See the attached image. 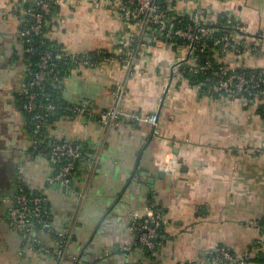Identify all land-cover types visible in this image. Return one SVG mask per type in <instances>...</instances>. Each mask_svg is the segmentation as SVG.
Instances as JSON below:
<instances>
[{"label": "crops", "instance_id": "0c3cea01", "mask_svg": "<svg viewBox=\"0 0 264 264\" xmlns=\"http://www.w3.org/2000/svg\"><path fill=\"white\" fill-rule=\"evenodd\" d=\"M23 2L0 0V264H183L206 258L217 244L248 252L264 217V150H251L264 145L261 110L253 115L238 99L177 84L168 70L174 53L160 45L136 77L116 61L76 67L61 80L67 106L47 126L46 140L80 148L79 173L67 186L50 183L55 166L33 146L21 103L30 74ZM225 6L240 13L248 30L264 22V0ZM54 17L49 38L76 54L110 47L111 31L122 25L89 0H59ZM118 80L126 87L118 126L71 111L80 104L107 108ZM147 116L157 121L158 133ZM171 154L175 171L160 175ZM19 185L46 197L52 231L68 237L63 259L53 253L59 235L21 232L9 222ZM151 197L163 226L160 246L149 253L130 225ZM247 264L264 262L253 257Z\"/></svg>", "mask_w": 264, "mask_h": 264}, {"label": "built area", "instance_id": "2783aa9c", "mask_svg": "<svg viewBox=\"0 0 264 264\" xmlns=\"http://www.w3.org/2000/svg\"><path fill=\"white\" fill-rule=\"evenodd\" d=\"M34 1L38 10L28 12L29 23L22 31L28 46V36L42 31L44 17L49 13L55 16L57 11H53V7L59 3V0ZM89 1L107 8L122 25L111 31L113 41L110 47L95 51L98 59H94L89 52L76 54L64 50L77 67H92L100 62L116 61L128 70L130 77H136L148 68L153 48L160 45L174 53L168 70L170 79L177 84L188 85L205 96L238 99L253 111L264 108V22L256 30L246 29L240 13L225 6V2L232 0ZM55 55L60 57L61 54ZM52 57L50 49L39 52L33 77L21 93L24 95L22 106L29 114L27 120L33 146L47 154L55 166L48 181L67 186L77 161L82 158L80 148L67 140L53 141L50 146H45L42 144L44 140L40 138L42 125L47 121L49 113L56 110L52 102L37 105V99L46 95L42 88L46 74L52 70ZM191 75L198 79L191 80ZM30 87L40 89L30 90ZM125 88L121 81H115L112 101L105 109L95 111L84 104L74 105L70 109L93 117L105 126L116 127L124 117L122 101ZM37 107L42 110L36 111ZM260 113L264 117V113ZM146 119L153 124L154 133H158L155 118L147 116ZM251 150L261 152L264 145H255ZM64 159L67 160L62 162ZM177 165L176 156L171 154L161 164L160 170L172 173ZM155 204L154 199L149 198L144 215L133 219L130 225L138 245L150 252L157 250L161 244L159 227L163 224V215ZM7 218L21 232L26 233L29 228L35 227L52 230L46 197L41 193L28 192L22 185L17 188ZM260 222V235L248 252L237 255L226 246L217 244L206 258L183 264L249 263L257 254H264V222ZM55 234L62 239L53 253L63 259L68 237L64 232ZM123 248L128 250L130 247Z\"/></svg>", "mask_w": 264, "mask_h": 264}, {"label": "trees", "instance_id": "16d2710c", "mask_svg": "<svg viewBox=\"0 0 264 264\" xmlns=\"http://www.w3.org/2000/svg\"><path fill=\"white\" fill-rule=\"evenodd\" d=\"M23 6L26 8V10L28 12H32V11H36L38 10V5L35 3L34 0H24L23 2ZM58 10V5L53 7V11H57ZM29 18L30 15L28 13L27 17H26V23L25 26L29 23ZM44 25L42 28V31L36 35H29L28 37L30 38V49L28 51V58H29V63H30V74H29V80L33 77V72L35 71L36 67H37V62L39 59V52L42 49H50L53 52V57L50 60V65L52 70L46 74L45 76V82H44V87L42 88L44 93H46V95L44 97H39L37 99V105H39L40 103H44V102H52L56 105V110L52 113H49L48 115V119L47 121L42 125L41 128V135L40 138L44 141H42V144L45 146H48V142L46 140V128L48 125L54 123L59 116H61L64 112V107L67 106L66 103L64 102L63 98H62V83L61 80L64 76H67L71 73V71L77 67V65L75 63H73L70 59V55L67 54L64 49H62V47L60 46V44L56 43V41L52 40L49 38V30L51 28V26L53 25V23L55 22L54 19V13H49L44 17ZM27 45L28 42L26 41ZM90 55H93L94 59H98V57H96L97 55L95 54V51L89 52ZM55 54H61L60 57H56ZM191 80H197L198 77L191 75L190 76ZM28 80V81H29ZM39 87H30V90H39ZM24 102V95L21 94V103L23 105ZM38 110H42L40 108L37 107L36 111ZM263 113H264V108L260 109ZM26 116H29V114L27 115L26 111H25ZM67 159H64L62 162H64ZM79 164H80V160L77 161L76 167L73 171V173L70 176V181L75 178L76 176H78L79 173ZM25 188V187H24ZM28 192L29 191L27 188H25ZM155 201V200H154ZM155 206L157 209L158 208V204L155 201ZM48 206V204H47ZM160 210V209H159ZM264 222V217L261 219V224H263ZM163 225H161L159 227V230H161ZM37 229H39L38 227H35ZM32 228H29V232L31 231ZM34 229V228H33ZM52 235H53V231H49ZM55 234V233H54ZM146 250V249H144ZM147 252L151 253L150 251L146 250ZM255 260H259V261H263L264 262V254L260 253L257 254L254 257Z\"/></svg>", "mask_w": 264, "mask_h": 264}, {"label": "rangeland", "instance_id": "374dc122", "mask_svg": "<svg viewBox=\"0 0 264 264\" xmlns=\"http://www.w3.org/2000/svg\"><path fill=\"white\" fill-rule=\"evenodd\" d=\"M225 3H228V2H225ZM246 109H248L249 111H251V113L253 114V115H256V113L252 110V109H250V108H246Z\"/></svg>", "mask_w": 264, "mask_h": 264}, {"label": "water", "instance_id": "95a60500", "mask_svg": "<svg viewBox=\"0 0 264 264\" xmlns=\"http://www.w3.org/2000/svg\"><path fill=\"white\" fill-rule=\"evenodd\" d=\"M159 174L162 175V174H164V173H163V171L160 170Z\"/></svg>", "mask_w": 264, "mask_h": 264}]
</instances>
